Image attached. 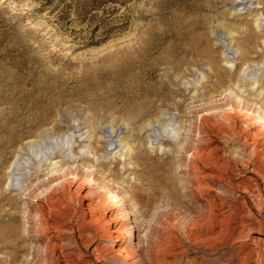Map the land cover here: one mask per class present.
<instances>
[{"label": "rangeland", "instance_id": "1", "mask_svg": "<svg viewBox=\"0 0 264 264\" xmlns=\"http://www.w3.org/2000/svg\"><path fill=\"white\" fill-rule=\"evenodd\" d=\"M246 107L264 117V0H0V264H126L118 226L142 257L168 240L165 264H264V132ZM53 177L50 214L34 210ZM206 203L235 230L218 248L201 247Z\"/></svg>", "mask_w": 264, "mask_h": 264}, {"label": "bare ground", "instance_id": "2", "mask_svg": "<svg viewBox=\"0 0 264 264\" xmlns=\"http://www.w3.org/2000/svg\"><path fill=\"white\" fill-rule=\"evenodd\" d=\"M262 114H264V113L262 112ZM243 116H244V119L246 122L245 127L247 128V130H250L255 125H260L263 132H264V117L261 115V113L254 112L251 109V107H246ZM203 121H205V119H203ZM197 124H198V128H201L200 127L201 124L200 123H197ZM215 129L216 128L214 125H211L209 128V130L211 132H213V130H215ZM216 135L219 136L220 138H224V137H222L221 133H219V132H217ZM195 136H197L194 138L195 144H193V145L195 147H193V149L188 150V151H186V149H185V151L187 152V156H188L187 162L189 165H192V166H193L192 161L197 160V161L201 162V161H203V159L207 158L206 151L199 147V143H198L199 142L198 136H200L199 132L196 133ZM13 165H14V163H12V165H10L9 168H11V166H13ZM252 173L257 174L255 166L253 167ZM13 176L14 175L11 174L10 176H8V178H12ZM74 177L75 176L73 174L68 173V172H62L61 173V179H62V181H65V182H69L68 179H74ZM257 178L264 185V177L262 178L261 176L258 175ZM59 179H60V177L59 178L53 177L52 179L48 180L46 183L41 184V186H39V185L36 186V189L33 191L34 193L36 191H40L41 188H43L44 191L43 192L41 191V192H39V194H36L34 199L32 200V207L34 208V210H37L40 212V210L43 207H45L46 209H48L47 213L50 214L49 208L53 203L54 195L57 194L54 190V187L62 182V181H60L58 183H55ZM78 185H79V183L77 184V186ZM242 191L244 193H247V194L248 193L253 194L256 192V189L253 190L251 186H248V187L243 188ZM63 198L68 199V195H66V193H64ZM110 198L112 199V201L114 203L118 202L117 204H119V207L124 208L123 210H124V212H126V203H125L123 198H121L116 192H110ZM222 205H224V204H218L214 210L217 212L221 211ZM87 208H88L89 212H92L95 210V205L88 204ZM203 208H206L207 212H206V214L203 213V211L201 212V215H200L201 217L199 220L200 226L203 228H206V229L208 228L207 229L208 232H210V231L212 232L213 230L217 229V232L215 234L209 235V236H204V238L202 239L203 242H206L207 246H204V245H202V246L200 245V246L204 249H209V248L215 247L216 244L220 243L223 239L231 237L232 234L235 232V230L231 229L230 222H229L228 218H224L223 220H220L217 222L218 218H216V217L218 215L212 213V207L209 203H206ZM57 215H59V213ZM166 215H167V213H166ZM40 217H41V221H42L43 226H45L46 232H49V229H52L51 233H49V235H47V240H50L51 238L61 239L62 225H60L58 222L55 221L53 226H51V227L48 226L46 219H45L43 214L41 216H38L36 214L34 218L36 220H39ZM211 218H213V219H211ZM214 218H216V220H214ZM173 219H174V217H173ZM173 219L171 217H166L165 223H164L165 226H167V227L173 226ZM136 221H137L136 222L137 225L135 226V228H137L136 240L138 241V245H139L141 242V239L139 236L140 231L138 230V228H139L138 220H136ZM123 229H122V227L118 226L116 229L112 230L109 233L110 238H111V235H110L111 233L116 234L114 239H113V243L118 246V249L116 250L118 262H120V263L123 262L126 264H165L163 259L161 258V256L166 255L168 253V240L163 238L160 234L155 233L156 235H154V238L151 241V244L149 246V252H150L149 255L146 257H142V256H140V254L137 251L140 248L138 247L139 249H137V250H135L133 248L132 240H131L132 237L130 239L131 240L130 243H128L126 245L124 244V242L127 240V237L125 236ZM208 232H206V233H208ZM241 236H242V234H241ZM244 236L246 239L250 238L248 236V233L245 234ZM240 238H243V237H240ZM203 244H205V243H203ZM50 247H53V246H50ZM54 248L59 249L60 247L58 245L54 244ZM214 249H216V248H214ZM212 254L215 256L218 255L217 258H215L216 259L215 263L220 262L225 257V254H222V253L220 254L219 249H216ZM226 255H229V254H226ZM203 256L208 257L205 253H203ZM101 257L103 258V256H101ZM62 258H63V261L65 262V264L71 263L70 262L71 255L69 253H65L64 255H62ZM212 261H213V259H212ZM232 264H233V262H232Z\"/></svg>", "mask_w": 264, "mask_h": 264}]
</instances>
